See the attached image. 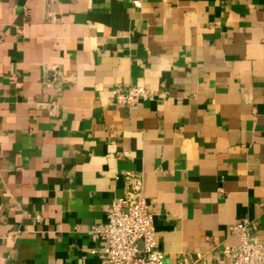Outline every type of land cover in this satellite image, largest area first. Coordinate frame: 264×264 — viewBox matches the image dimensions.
I'll list each match as a JSON object with an SVG mask.
<instances>
[{"label": "crops", "instance_id": "0c3cea01", "mask_svg": "<svg viewBox=\"0 0 264 264\" xmlns=\"http://www.w3.org/2000/svg\"><path fill=\"white\" fill-rule=\"evenodd\" d=\"M128 172L167 261L264 240V0H0V264H104Z\"/></svg>", "mask_w": 264, "mask_h": 264}, {"label": "built area", "instance_id": "2783aa9c", "mask_svg": "<svg viewBox=\"0 0 264 264\" xmlns=\"http://www.w3.org/2000/svg\"><path fill=\"white\" fill-rule=\"evenodd\" d=\"M140 4L141 0H137ZM115 102L128 109L156 98L154 91L145 85L113 89ZM126 192L111 203L106 220L98 219L92 225V237L101 245L92 250L104 264H193L183 257L167 261L159 248L155 214L150 210L144 194L142 176L128 172ZM253 222L242 218L232 227L240 242L231 247L232 256L218 264H264V240L252 234Z\"/></svg>", "mask_w": 264, "mask_h": 264}]
</instances>
